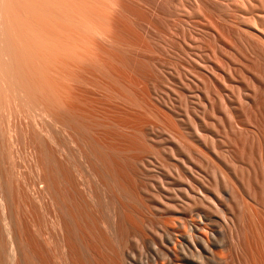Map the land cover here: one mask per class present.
<instances>
[{"label": "bare ground", "instance_id": "1", "mask_svg": "<svg viewBox=\"0 0 264 264\" xmlns=\"http://www.w3.org/2000/svg\"><path fill=\"white\" fill-rule=\"evenodd\" d=\"M39 1L47 0L36 2ZM14 2L17 1L10 0V3ZM78 2L75 3L76 6H72L73 2L66 4H71L68 5L71 6L69 8L75 10L72 7L81 6L82 1ZM10 3L7 8L12 10ZM59 4L63 9H69L61 5L60 0ZM11 10L7 9L9 12ZM13 10L14 13L21 9ZM69 10L66 13L68 15L71 12ZM24 11L29 14L26 9ZM78 11L81 14L72 12L76 13L77 17L85 15V10L84 14ZM48 12L50 13V10ZM59 12L60 15L63 14V11ZM23 13L15 16L22 18ZM39 13L46 16L43 10L42 13L39 10ZM39 13L36 12L35 15L39 16ZM86 13L88 14L87 10ZM71 16L69 15L70 20ZM26 17L30 18H26L27 20H32V17ZM65 18L63 21L58 18V22L69 21ZM27 20L25 22L29 23ZM10 21L8 12H2L0 9V120L4 118L5 122L0 124V264H264V260L260 258L262 253H252L259 247L264 250V235L256 230L259 238L256 232L254 237L260 239L261 244L257 247V241L255 238L253 240L256 243L252 241L253 234H250L253 232L247 228L250 225L246 223L247 218L248 222H255L257 219L261 221V218L256 219L259 217L256 216L259 210L256 213L254 205L248 200L264 207V135L260 134L261 131L255 127L253 128L257 131L250 128L252 140L248 141L249 145L245 143L239 145L240 149L236 147L237 155L225 154L226 151L216 145L217 133H211L209 136L205 133L207 130H203V116H199L202 121L198 118L192 121L190 119L195 137L204 143L209 140L208 151L218 163L211 161L214 164L210 163L212 166L208 167L212 158L208 162L207 153L197 151L201 154L199 158L198 153L192 151L189 145L186 147L181 143L180 138L183 136H177L176 130L173 137L182 144L181 149L187 156L173 158L171 163L170 91L165 92V100L159 101L163 103L166 117L169 119L155 120L159 121L155 126L140 122V126L127 127L121 122L106 123L95 120L92 117L94 113L91 115L74 103L76 97L74 98L72 93L73 84L86 83L92 71H98L101 75L111 78L112 67L106 63L101 64L100 59L90 53L91 48L87 52L90 42L85 47L81 46L85 42V36H79L83 40H80V46L66 43L70 41L68 38L71 39L72 33L75 37L77 32H72L71 37L67 34L68 38L64 37L66 41L59 38V34L64 31L59 32L57 41L50 36V40H44L42 37L45 34L42 36L40 32L42 30H34L37 33L31 41L35 47L33 48L29 43L31 38L26 34L31 32L20 33ZM78 21L74 25L81 24V19ZM23 25L27 27V24ZM63 27L57 30L66 28ZM81 34L84 35L82 32ZM104 34L99 35L105 39ZM73 39V42L78 40ZM114 50L115 48L112 51ZM91 52L94 53L95 49ZM46 54L51 57L43 59ZM33 56L34 59L31 58ZM110 60L112 61V57ZM119 83H122L121 80ZM131 94L135 95L133 92ZM136 98L134 101L138 100ZM210 102L209 116L216 117L221 126L228 127L234 133L232 138L234 135L235 138L238 135L241 137L246 129L243 130L238 124L234 112H230V109L229 119L223 122L215 112L218 107L213 108ZM137 105V109L144 107L138 103ZM224 105L227 109V105ZM23 106L32 112H25ZM29 114L31 116H27ZM156 116L152 118L157 119ZM112 126L124 130L131 129L132 137L112 140L108 132ZM11 138L18 140V145L21 143L23 146L29 170L28 177L16 163L5 165L2 147L8 146ZM10 143L14 144L13 141ZM163 147L168 149V154L164 153ZM8 152L7 156L10 157ZM196 155L198 156L195 157ZM204 163L210 169L212 186L204 174H201L203 168H206ZM171 169L176 173L174 177L171 176ZM236 192H239V195L235 194ZM232 204L238 206L237 213ZM224 227L228 230L225 232L226 241ZM253 242L257 249L252 250ZM226 245L232 253L227 261L222 252Z\"/></svg>", "mask_w": 264, "mask_h": 264}, {"label": "rangeland", "instance_id": "2", "mask_svg": "<svg viewBox=\"0 0 264 264\" xmlns=\"http://www.w3.org/2000/svg\"><path fill=\"white\" fill-rule=\"evenodd\" d=\"M12 1L17 2H14L12 4L10 3V0H0V9L2 10V12H8L11 20L9 23H14V25L12 24V26H16V29L20 33H26V31L33 33L32 31L34 30H38L37 32L42 30L40 32H42V36L43 34H45L42 37V39L44 40L55 38L54 40L58 41L59 39L57 37L61 35V37H59L61 38L60 40L66 41L65 39L68 38V35L69 37H71L72 32H77L76 34H74L76 35L75 37L72 33L71 39L68 38L71 42L66 41V43H70L69 45L73 43L72 45L80 46V43H82L80 42V40H82V38L80 39L79 36H85L86 38L84 37L83 39L85 41L83 42L84 45L82 44L81 46L85 47V45L90 42V44H88L90 47L87 46L88 51L87 47L86 51H94L95 49L94 53H92L91 51L90 53L93 54L95 58L97 56L98 59H100L101 64L106 63L107 66H109L110 68L112 67L111 73L112 77H114L115 80H113L114 78L112 77L111 79L104 76V74L101 75L98 71H94L95 73L92 71V74L90 72V75L87 78L88 81L86 80V83L83 82L84 85L82 82H80L82 85L79 83L73 84L74 89H72V93L74 95V98L76 97L74 99V103L79 109L86 110L90 112L91 115L94 113L92 117L95 120L103 121L106 123H114L115 121L121 122L127 127H130L132 125L137 127L140 126L143 122H148L149 124L155 126L159 122L155 120L162 121V119L164 118V120L169 119L168 117H166L167 115L165 114L163 103L161 104L159 103V101L162 102L163 99L165 100L166 98L164 96H166V93L171 92V163L173 161V158L185 157V155L187 156V153H185V151L181 149L182 144L175 141L173 137L175 136L174 134H176L175 130L178 132L177 136H181L179 134H182L183 137H181L180 139H182L181 143H183V145H185L186 147H188L189 145V148L191 147L192 151H199L204 154L207 153V156L209 157L208 162L209 159L212 158L210 159L208 167L211 168L214 163H218L212 153L208 151V148L210 146H208L209 143L207 142H209V140H207L206 143L199 141L197 137H195L196 135H194L193 128L190 124L192 120H196L197 118L198 120H201V116H203L202 120L205 123L203 124V130H207L206 132H204L208 135H212L211 133H217L216 145L223 151L225 150V154L231 153L235 155L237 149L236 147L240 149V144L245 145V143H247L249 145V142H251L250 140H252V133L249 132L250 128L252 129L253 127H255L256 129H258V131H261L260 134L264 135V0H78L79 2L77 0H60L61 5H64L67 8L71 7L68 6L71 4H66L67 2H73V6V4H75L76 2L80 3L82 1L80 3L81 6L79 4L80 8L83 7L82 11L78 6L77 8L72 7L75 8V10H71V8H69L70 10L66 8L63 9V6H60L59 4V0H47L46 2L39 1L38 3L36 2L38 0H20V2L19 0ZM7 2L12 4V10L14 9L13 11L18 8V10L21 9V12L15 11L16 14L15 12L13 13L11 8H7ZM63 2L65 3L63 4ZM26 3L27 5H25ZM18 4H20V6L22 5V8L19 7ZM76 4L74 6H76ZM16 5L17 7L15 8ZM7 9L11 10L12 13L7 11ZM25 9L26 12H29V14H25ZM28 9L33 10L34 12L32 13L34 14L30 13L31 11ZM58 9L59 11H63V14L61 13L62 15L59 14L60 12L57 11ZM39 10L41 13L42 10L43 12L45 11L46 16L40 14ZM48 10H50L51 14L48 12ZM67 10L71 11L69 12L70 16L72 14L75 16L77 14H81L78 10H80L83 14L85 12V15H79L78 17L76 16L77 19L75 16H71V19L73 20L72 21L70 20L69 15L66 14L68 12ZM86 10L88 14L86 13ZM72 11L77 12V14L73 13ZM19 12H24L23 14H21L23 16L22 18L20 16H15L19 15ZM36 12H38L40 15L36 16ZM24 15L32 17V20H27L30 18ZM42 16L44 18H42ZM55 16H57L60 20L58 18H55ZM65 16H67V18H65ZM14 17L18 20H15ZM85 17L89 19L87 20ZM40 18H42L41 21ZM64 18L69 19V21L72 22H69L68 20L64 22H58V20L63 21ZM82 18H85L86 20ZM37 19L39 20L37 21ZM74 19H76L77 21H74ZM80 19L82 21H80L81 24L78 25V23H76L74 25V23L79 22L78 20ZM20 20H22L21 23L17 24L18 22H20ZM25 20L30 22L27 23L25 22ZM31 21L38 26L31 23ZM22 22H25L23 24H27V27L29 28L25 27L26 25L24 26ZM39 22L42 23L39 24ZM61 24L65 25L64 27L66 28L60 26ZM21 25H23V27L19 30ZM33 27L34 29H32ZM62 27L64 29H61V31L57 30ZM69 29L71 30L70 33ZM72 29L75 30L72 31ZM62 31L64 32L58 35V33ZM81 32L84 33V35L81 34ZM95 32L97 34H95ZM31 33H26L27 36H30L31 38V40H29V43H31V41L34 39L33 37L36 35L35 31L33 36ZM99 34H104L107 39L102 38ZM48 36H50V38ZM73 37L74 39L78 38L77 41H74L77 44L72 41ZM87 37L89 39H87ZM91 44L94 48L91 47ZM32 47L35 48L33 45ZM96 47H98L97 52ZM112 47L115 48L114 51H112ZM89 48L91 49L89 50ZM138 48H140V50H138ZM106 54H108L109 56H107ZM110 56L112 57V61L110 60ZM49 57L51 56L46 54L43 59ZM31 58L34 59L35 57L33 56ZM114 68L116 69V71H114ZM131 70L133 71L131 72ZM132 78L134 81L132 80ZM120 80L122 83H119ZM120 84L123 85L120 86ZM141 85H143L144 87ZM75 88L77 90L79 88V90L77 91ZM126 88L128 89L125 90ZM128 90L131 92L129 93ZM79 92L82 93V95ZM132 92L135 95H132ZM127 94L130 96H128ZM161 97L162 100H160ZM134 98L138 100L134 101ZM83 100L87 102H84ZM230 101L233 102L231 103ZM208 102L213 104V108L216 109L218 107L216 109L217 111L215 112L220 116L219 118H221V121L223 122L225 119H229V110L231 109L230 112L233 111L234 116L238 117H236L238 124L243 128V130L246 129V131L248 132H243L241 137L238 135L235 138L234 135V138H232V135L234 133L231 132L228 127L224 125L221 126L222 124L220 120L218 121V119H216V117L212 115L209 116L211 111H209L210 104ZM93 103L94 106H92ZM137 103L141 106H144L141 107V109L145 111L141 110L140 108H135L138 107ZM158 103L161 105H159ZM131 104L135 105L132 106ZM224 104H226L229 109H226V106ZM123 106L125 109L123 108ZM23 108L26 109V107L24 106ZM93 109L95 111H93ZM27 110L28 109H26V111H23H30ZM154 110L156 113L154 112ZM97 112L100 114H97ZM27 116H31V114ZM152 116H156L157 119H153L155 117L152 118ZM30 118L29 121L31 120ZM108 119H110L111 121H109ZM151 119L153 120V122ZM210 120L214 123H212ZM1 123H5L4 118H1L0 124ZM112 127L113 128L108 131L109 138L112 137V140H124L126 138L132 137L131 129L124 130L120 127ZM255 128L253 129L255 130ZM12 141L14 142V144L10 143ZM12 141L8 143V146L4 145L2 147V154L5 165H11L13 162L16 163L23 173L26 172L25 175L28 177L29 170L27 169V163L25 161L26 158H24L26 157V154L24 153L23 146L21 145V143L19 144L20 146L18 145V140L16 141L15 139H12ZM12 145L13 147L11 148ZM165 149L167 148L163 147L164 153L168 154V149L166 150L167 153L165 152ZM7 152L10 157L7 156ZM199 152H197L199 156L196 155L195 157L198 156L200 158L201 154H199ZM201 157H203V155ZM10 159L12 161H10ZM20 160H23L24 162ZM211 161H214V163H212ZM242 161L246 162L244 160ZM210 163H212V165H210ZM206 168H203L204 172L202 171L201 174H204L209 185L212 186L213 182L210 181V169L207 168L206 170ZM174 175H176V173L171 169V176L174 177ZM240 192L242 193L243 191L240 190ZM235 194L239 195V192H236ZM248 202L254 205L256 213L259 210L256 214V216L259 215V217H256V219L261 218V221L259 219H257L258 221L256 220L255 222L250 221L252 223L248 222L249 218L246 219V223L250 225H247V228L248 230H251L250 232H253L250 234H253V238H251L252 241H254L253 239L256 235L255 232L257 233L258 231V233L261 232V234L264 235V207L258 206L249 200ZM232 205L235 212L237 213L239 211L238 206H235V204ZM42 227L44 228V226ZM255 227H259V229ZM227 231V228L224 227L223 233L226 235L224 237L225 241L227 237V234L225 232ZM258 233L257 237L259 238ZM257 237L255 238L257 243L256 241L254 242L257 244V247H259L258 244H260V239H258ZM255 243L254 245L252 244V250H254V248L257 249V247H254L256 246ZM227 245L226 247L224 246V250L222 249L224 255V257L223 255L222 257L224 259L226 258V261L229 260V256L232 255V253H230V249L228 248L229 246L227 247ZM258 249H260V247ZM257 250L252 251V253H255V251L259 252L260 254L264 253L263 248L260 249V251L262 252ZM261 255L260 258L264 260V254L263 257Z\"/></svg>", "mask_w": 264, "mask_h": 264}]
</instances>
